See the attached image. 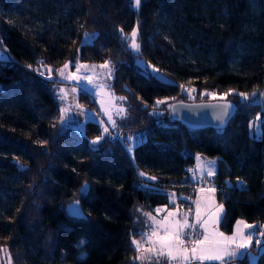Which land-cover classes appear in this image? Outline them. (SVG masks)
Here are the masks:
<instances>
[{
    "label": "trees",
    "instance_id": "16d2710c",
    "mask_svg": "<svg viewBox=\"0 0 264 264\" xmlns=\"http://www.w3.org/2000/svg\"><path fill=\"white\" fill-rule=\"evenodd\" d=\"M135 25L139 53L122 38ZM86 32L94 38L82 44ZM0 44L12 56L0 60V248L11 264H148L135 260L132 240L159 206L189 205L201 178L223 205L222 230L237 218L264 219V111L238 94L264 90V0H141L137 11L130 0H0ZM136 56L170 83L147 79ZM65 60L110 62L126 127L147 133L133 158L117 137L92 148L57 127L54 80L37 64ZM205 91L235 103L225 127L189 128L169 112V124L151 118L165 103L208 99ZM79 99L94 104L86 92ZM257 113L260 137L248 129ZM85 130L100 132L89 120ZM196 154L216 159L213 175L193 179ZM76 200L82 216L66 210ZM237 264H249L247 256Z\"/></svg>",
    "mask_w": 264,
    "mask_h": 264
},
{
    "label": "rangeland",
    "instance_id": "374dc122",
    "mask_svg": "<svg viewBox=\"0 0 264 264\" xmlns=\"http://www.w3.org/2000/svg\"><path fill=\"white\" fill-rule=\"evenodd\" d=\"M135 11L138 9L135 7L134 2L130 5ZM137 28V25L134 26ZM133 27V28H134ZM132 28V29H133ZM132 30L127 34L130 36ZM89 33V32H86ZM94 34V33H89ZM85 40V33L81 37V43H84ZM92 39L88 42L90 43ZM138 41V40H137ZM139 43V42H138ZM128 44V41H127ZM0 56L7 57L10 59L12 56L10 52H8L5 47H3L0 44ZM7 60V59H5ZM105 61L108 60H102L98 62H91V61H76L73 65L70 60H65L62 64L58 65L57 67H53L47 64L38 63L37 67L40 70L42 75L48 79L54 80V94L58 101V107H59V113L56 118V125L60 129L64 128H72L73 130L77 131L80 135L87 138V143L90 147L96 148L98 147L99 143L110 137H117L124 145L126 152L128 155L133 158V148L136 144L143 141L147 138V133L145 127H142L141 129L132 130L126 127V123L129 120V115L126 110V105L124 103V99H121V95L115 94L110 87L111 79L113 76V67H112V73L111 78L108 77V69L102 68L101 65L104 64ZM136 64L140 66L141 62L145 65L151 64L153 65L149 59L144 58L142 56H136L135 58ZM65 64H68V67L65 68ZM111 65V64H110ZM112 66V65H111ZM154 66V65H153ZM141 67V66H140ZM155 67V66H154ZM142 68V67H141ZM157 68V67H155ZM49 69H51V74H49ZM143 69V68H142ZM61 70H63V75L60 74ZM144 70V69H143ZM148 71L151 72L152 69L148 68ZM161 74L163 75L164 79L171 80L169 76H167L164 72L161 71ZM76 77V78H73ZM61 89H63V92H61ZM81 92H86L88 94V98L90 97L94 104L93 105H87L80 101L79 96ZM255 91L251 92H239V98L240 100H244L241 96V94H246L249 96V100L259 102L262 106V110L264 111V101H261L259 98V93H264V90L257 93L256 97H253L252 94ZM208 99H225L226 94L225 93H218L214 91H205L204 92ZM186 98L191 99L192 95L190 93H186ZM63 97V98H61ZM167 100V98H157V101H163ZM171 102L165 103L164 108L161 109H155L152 110L151 113H153V116L151 117L154 121L163 123V124H169L170 121L167 117H165L164 114H167L169 112V106ZM61 109H65V122L62 124L60 121V113ZM120 109H123V111H120ZM170 115V112H169ZM264 115V114H263ZM171 116V115H170ZM109 117H111V121L109 120ZM259 117V119H258ZM261 114L257 113L253 118L250 119L248 123V129L249 133L255 137H260L261 135V128H260V119ZM93 121L97 123L99 126L100 132L95 135H89L87 131L85 130V123L87 121ZM114 122V123H113ZM250 122L252 123V127H250ZM105 129H107V132H105ZM98 136H102L103 139L99 141L98 144L93 145L91 142L96 139ZM129 148L132 149V151H129ZM199 157V159H197ZM215 162L214 164L211 162ZM216 167V159L214 157H204L200 154H196L194 164L191 165L189 168L191 172L197 171L200 175L196 179V181L202 177L203 175L209 176V171L214 172ZM142 171H140L141 173ZM144 176L152 178V175H149L145 172ZM86 183L82 184L80 187V191L82 187ZM204 190V187L201 188V190ZM199 190L198 192L200 193ZM209 191V198H211L212 191L208 189ZM74 204H77V200L73 203H69L68 207L71 208ZM79 211L80 207L79 204H77ZM219 206V205H218ZM201 207V206H200ZM159 210L163 209L164 211L172 210L176 214L175 216L180 221L179 214L181 215V219L184 221L186 214L189 212H192V218L194 222L196 220L194 219V212L192 208V203L189 205H176L171 208H166L165 206H159ZM201 209V208H200ZM217 208H214L211 212V215L208 217V224L210 227H212L213 232L218 231L222 232L227 236H231L233 232L235 231L237 227V221H243L244 224H241L239 227L242 232H254V239L249 245L247 249H243L242 251L250 252L252 254L251 259L247 257L249 264H257V256L260 252L264 251V248L259 247L256 244L257 240L264 239V237H261V233L264 232V219L263 220H253V221H246L242 218H237L232 225V228L230 231L222 230L219 226V222L217 224L215 212ZM66 210L70 213L69 209L66 208ZM180 213H179V211ZM152 219H149V217L146 220V225L148 229L146 228L145 233L147 236L151 237L153 241L156 240V237L152 236V231L157 230L158 232H162V224L164 222V218L166 215L161 214V211H156L155 215H151ZM175 218L168 217V222L172 223L175 220ZM157 222V223H154ZM151 225V227H149ZM199 227V224H197ZM245 225H255L258 226L256 229L252 228H246ZM201 229V227H199ZM202 232V229H201ZM211 232V235L213 234ZM148 241H145V244H147ZM3 249V248H0ZM144 254L148 256V254L144 251ZM158 258L156 256H151V258H148V260H151L150 264H155V261ZM162 261L164 258H159ZM209 262V261H205ZM0 264H11L10 256L7 250L0 251ZM207 264H217L214 261H210Z\"/></svg>",
    "mask_w": 264,
    "mask_h": 264
},
{
    "label": "snow or ice",
    "instance_id": "6c2138e0",
    "mask_svg": "<svg viewBox=\"0 0 264 264\" xmlns=\"http://www.w3.org/2000/svg\"><path fill=\"white\" fill-rule=\"evenodd\" d=\"M134 2L135 7L138 9L141 3V0H130V5ZM123 33V29L120 30ZM94 38V34L85 33L84 43H88L91 39ZM124 40L128 41L127 47H129L133 52H140V44L137 41V28H133L130 36L124 35L122 37ZM79 51V49H77ZM8 59L7 57L0 56V60ZM42 63V62H38ZM140 66L144 69V75L147 79H156L162 83H170L165 81L163 75L161 74L160 69L155 68L153 65H145L141 62ZM29 68L31 65L28 66ZM65 68L68 67V64H65ZM102 68L108 69V77L111 78L112 66L109 61H105ZM148 68H151L152 71L149 72ZM43 74V73H42ZM49 74H51V69H49ZM63 75V70L60 72ZM76 78V77H73ZM183 87V86H181ZM194 91V89L192 90ZM63 92V89H61ZM244 100H249V96L246 94H241ZM253 97L257 96V93L252 94ZM63 98V97H61ZM259 98L261 101H264V93H259ZM121 99H124L121 97ZM164 101H157V103H163ZM228 105L225 104L224 108L227 110ZM65 109H61L60 121L63 124L65 122ZM123 111V109H120ZM228 113L226 112L225 115ZM259 119V117H258ZM111 121V117H109ZM114 123V122H113ZM250 127L252 123L250 122ZM107 132V129H105ZM103 139L102 136H98L91 143L96 145L99 141ZM46 143V142H45ZM129 151H132L129 148ZM199 159V157H197ZM211 163H215L214 161ZM141 176L144 175L143 172L140 173ZM208 175H213L212 171H209ZM243 182L238 181V186H242ZM88 190L87 184H85L81 193L84 194ZM174 196V194H173ZM78 204V202H77ZM77 204H74L70 208V214L73 216H82L80 213ZM19 211V209L17 210ZM157 211H160L159 209ZM223 213V205H219L215 212L216 222H220L223 219L221 215ZM149 215V214H146ZM172 216L173 214H169ZM149 219L152 217L149 215ZM154 223H157L154 221ZM197 224L199 227L204 229L202 238L200 235H197L195 232H188L185 229H195ZM207 221L201 222L200 219V205L197 202V213H196V222L189 223L187 218L183 222H180L178 219L172 223L168 222V217L164 218L162 224V232L157 230L152 231V236L156 237V240L153 241L151 237L147 236L144 233L139 234L141 239L137 241L136 239L132 240V245L135 246L134 250L139 253L143 248L144 251L148 254L147 257L143 255H137L135 260L143 261L145 258H151V256H156L158 259L155 261V264H162V261L159 258H164L163 264H204L205 261H215L217 264H237V262L242 257H249L251 259L252 254L250 252L242 251L247 249L251 242L254 239V232H242L240 225L244 224L243 221H237V227L231 236H227L222 232L214 231L211 235V238L208 234V228L206 227ZM151 227V225H149ZM246 228L256 229L258 226L255 225H245ZM261 237H264V232L261 233ZM145 241H148L145 244ZM83 243V242H81ZM256 244L264 248V239L257 240ZM5 249H0L4 251Z\"/></svg>",
    "mask_w": 264,
    "mask_h": 264
},
{
    "label": "water",
    "instance_id": "95a60500",
    "mask_svg": "<svg viewBox=\"0 0 264 264\" xmlns=\"http://www.w3.org/2000/svg\"><path fill=\"white\" fill-rule=\"evenodd\" d=\"M225 104L229 106L227 110ZM235 108V103L228 99L177 100L171 102L169 112L172 119L189 128H223Z\"/></svg>",
    "mask_w": 264,
    "mask_h": 264
},
{
    "label": "crops",
    "instance_id": "0c3cea01",
    "mask_svg": "<svg viewBox=\"0 0 264 264\" xmlns=\"http://www.w3.org/2000/svg\"><path fill=\"white\" fill-rule=\"evenodd\" d=\"M192 173H193L192 175L194 177L193 178L194 180H196L198 178V176L200 175L197 171H193ZM190 201L192 203V208H193L194 219L195 220H196V213H197V202H199V205L201 206L200 207L201 208L200 209V219H201V222L207 221L206 227L208 228V234H209V236L211 238V232H213V229L208 224V221H209L208 220V217L211 215V213H212L211 211L214 208H217L218 205H221V202L217 200V198L215 197L213 191H212L211 198H209L208 188L207 189H204V190H201L200 193L199 192L198 193H195L194 196L191 197V200ZM160 211H161V214L166 215V217H171V218L177 219V217L175 216L176 214L172 210L164 211L163 209H161ZM170 213L173 214V215L170 216L169 215ZM179 213H180V211H179ZM180 214L178 215L179 218H180V222H183V220L181 219V215ZM222 214L223 213H221V215ZM201 229H202V234H201V238H202L204 229L203 228H201ZM139 253H140V255H143V256L147 257V255L144 254V249L143 248L141 249V251ZM142 262L150 264L151 260H148V258H145ZM209 262H204V264H207Z\"/></svg>",
    "mask_w": 264,
    "mask_h": 264
},
{
    "label": "built area",
    "instance_id": "2783aa9c",
    "mask_svg": "<svg viewBox=\"0 0 264 264\" xmlns=\"http://www.w3.org/2000/svg\"><path fill=\"white\" fill-rule=\"evenodd\" d=\"M239 181H242V180H239ZM197 184V183H196ZM210 187V188H213V183L211 180H205L204 178H201L198 182V184L194 187L195 190H200L202 187ZM185 218H187L188 222L189 223H195L193 218H192V212H189L186 214ZM185 231H188V232H195L197 235H200L202 234L201 232V229H199L198 225L196 226L195 229H185Z\"/></svg>",
    "mask_w": 264,
    "mask_h": 264
}]
</instances>
